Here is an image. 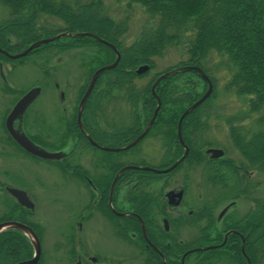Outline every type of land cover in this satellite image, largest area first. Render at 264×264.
<instances>
[{
  "label": "trees",
  "instance_id": "1",
  "mask_svg": "<svg viewBox=\"0 0 264 264\" xmlns=\"http://www.w3.org/2000/svg\"><path fill=\"white\" fill-rule=\"evenodd\" d=\"M113 1L117 4L125 1L129 8L138 7L148 18L130 46L124 43L127 28L123 23L108 16L104 0H73V3L68 0H0V4L8 8L11 13L9 19L0 21V49L14 54V51L20 47L19 41L26 34L32 35L34 37L32 43H36L39 39L37 33L43 31L45 26L52 29L51 37L47 39L54 38L61 33H89L114 46L120 54V61L114 70L98 78L85 104L82 119L84 132L97 142L92 135V115L95 111L128 113L133 115L132 118L139 112L143 113L144 125L135 120V124L130 126L127 132L114 140L123 142L122 147L140 135L151 119L156 108L151 88L161 75L183 67L201 69L211 81L213 89L205 103L191 112L182 122L181 136L190 148V152L181 166L187 167L196 164V152L193 150V145L198 142L197 140H201L200 134L205 132L206 137L209 134V118L205 117V122L202 120L203 109L209 107L216 98L215 81L206 68V63L211 55L224 58L230 73L225 90L238 98L247 99L249 113H260L262 118L259 121V129L253 133L242 125L247 120L245 118L231 117L226 121L231 145L242 162L237 163L228 158V153L224 150V157L219 160L208 162L205 157V178L209 184V191L223 194L216 196L215 208L225 202L236 200L239 195L244 197L255 193L257 185H253L244 172H248V168L264 167V0ZM41 14L60 21L62 27L56 28L46 23L39 25ZM11 38L16 40L14 45L10 43ZM182 45H185L187 49V60L184 63L154 75L145 87H136L135 80L149 76L153 72L155 59H161L168 49ZM91 47L96 48L97 51H85L81 55L91 59L92 64L87 77L85 76V84L79 89L77 102L84 95L91 76L97 70L115 61L114 53L90 38H63L46 46L48 49H53L48 52L54 53H66L84 48L88 50ZM39 49L30 55L37 53ZM140 67H148L149 71L137 76L135 72ZM206 90V84L195 72L191 71L168 77L161 81L155 89V94L160 100V110L145 139L150 135L163 134L168 147L171 150L173 147L176 149L175 157L170 164L182 153L176 137L178 121L188 107L201 99ZM131 121L133 123V120ZM66 129L69 135L62 143H65L69 136L78 135L79 145L82 148L92 149L78 132L75 109L70 121H67ZM206 137L205 149L215 147L216 144L207 140ZM137 148L129 152H135ZM101 153L106 165H98L104 170V176L99 181L100 199L96 208L113 221L119 238H128V234H137L139 223L134 218L117 219L109 213L110 186L121 168L129 165L149 166L142 161L134 164H131V161H118L109 153ZM166 167L162 165L157 169ZM78 174L80 171L76 170L75 175ZM152 177L155 176L143 172L123 173L112 195L113 208L118 210L117 199L120 193L124 192L127 196L126 201L127 199L129 201L127 202L129 208L133 209L135 214L142 219L143 215L139 206L142 197L140 192L150 187L153 183V180H150ZM255 204L256 217L251 220L253 221L252 227L249 215L241 224L239 231L244 237L250 233L251 229L257 233L256 255L250 249L248 238L244 252L251 260V264H264V200L256 199ZM18 210L21 214H28L20 208ZM22 223L27 224L38 236L41 235L38 225L25 221ZM121 224L126 228L122 229L119 226ZM255 224L256 227H254ZM218 253L219 251H215L211 255L216 256ZM32 255L28 241L20 233L7 232L0 236V264H18L29 261ZM236 260V264H246L243 257L237 253ZM38 264H43L42 259Z\"/></svg>",
  "mask_w": 264,
  "mask_h": 264
},
{
  "label": "flooded vegetation",
  "instance_id": "2",
  "mask_svg": "<svg viewBox=\"0 0 264 264\" xmlns=\"http://www.w3.org/2000/svg\"><path fill=\"white\" fill-rule=\"evenodd\" d=\"M5 52L8 53L7 51ZM3 60L8 62L7 64L12 62L0 54V212H4L0 217V224L16 222V218L20 219L18 223H22L24 221L28 222L26 221L27 219L34 217L35 211L33 210V212H29L28 214L18 212L19 206L11 192L21 191L25 193L33 204L34 196H32L31 192H34L33 189L36 190V185H31L26 176L22 177V179L18 178L19 155L24 157L25 161H21L25 163L31 162L32 164L41 160L35 159L21 150L12 134L23 135L40 150L59 155V160L47 163L57 168L62 176H64V173L66 174L67 169L70 171V175L74 177L75 171L73 169L70 170V168L74 164H79V161L85 158L83 155L84 151H82L85 148L79 145L78 135H71L66 139L65 143H62L65 137L69 135L66 124L67 121H70L72 114L70 113L68 116L67 107L63 105L65 103L64 96L58 88H56V93L61 103L60 113H58L59 115L57 114L58 116H54L51 122L38 112L37 119H30L28 113L33 104L27 109L21 119L9 120L12 110L23 95L20 98L17 97L14 88L15 78L13 76L15 69L3 64ZM9 99H13L14 101L11 102ZM79 102L75 105L76 108H78ZM92 116V135L97 141L94 142L97 144L99 142L107 144L114 141L117 137L127 132L129 127L135 124V120H138V123L141 125H144L145 122L144 115L141 112L134 118H132L133 115H129L128 113L99 111H95ZM131 120H133V123ZM202 120L204 121L205 119L203 118ZM40 123H42L44 128L40 126ZM31 125L38 127L35 135H31L32 133L28 131ZM78 132L88 144L85 134L80 132L79 128ZM176 137L182 153L178 159L170 164L175 157V147L172 150L168 147L163 134L159 136L150 135L149 140H152V143L149 144V147L153 148V151L157 150L159 153L151 154L152 161L145 157L138 160L149 166L143 168L163 171L178 162L184 154V149L179 143L177 131ZM200 138L201 140H197L198 142L193 145V150L196 152L195 165L190 167L181 166L190 152V148L182 139L184 146L188 150V154L175 170L166 175L143 172L155 176L152 179L150 178V180H153L150 187L140 192L142 197L139 206L144 219L139 218L134 210L129 208V203H127L129 201L128 199L126 201L127 196H125L124 192H121L119 199H117L118 210L113 208L116 214L122 216L112 214L108 203V211L112 216L117 219L134 218L138 221L139 230L137 234H128V238H119L115 226L107 222L103 218V214L96 208L100 199L101 186L99 181L104 176V170L102 167L99 168L100 166L98 165H106V163L102 158L88 157L86 160L90 165L91 171L79 168L80 174L76 175L74 179H77L80 181L79 183L88 188L91 199V211L93 209L94 211L97 210L102 220L106 223L99 229V236L105 227L112 230V237H114L112 239L114 240L112 241L113 251L109 256H106L100 250H96L95 252L90 251L86 247V244H82L79 240L82 227L90 225L88 222L91 220V217H87L88 212H86L85 215H79L78 222L75 223L76 234L78 235V239L75 242L78 249L70 250L69 252L73 255L71 257L73 264H236V253L243 257L246 264H251V260L246 256L244 248L246 239L248 238L250 249L256 255L257 233L251 229L250 233L244 237L239 228L249 215L251 227L253 225V221L251 220L256 217V199L252 198L254 193H250L244 197L239 195L236 200L225 202L215 208V205H217L215 201L216 196L223 194L209 191V184L205 178V157L208 162L212 161L211 159L213 158L211 154H206L208 149H205V132L200 134ZM143 141L144 139L137 146ZM88 145L92 147L90 144ZM155 158H158V162H154ZM136 162L131 161V164ZM153 164L156 166H153ZM162 165H166L167 167L157 169ZM244 174L251 179V174L248 172H244ZM175 175L177 177H174ZM194 177H198L199 180L196 185L194 184ZM91 178H93L96 185L94 182L89 181ZM177 196H179L178 199ZM247 201L250 203V207L241 216L238 213L241 206L240 203ZM225 210V214L221 216V213ZM18 215L21 216L18 217ZM119 226L122 229L126 228L122 224ZM254 227H256V224ZM40 231V238L36 235L41 242L42 230L40 229ZM210 248L212 249L209 250ZM215 251H219L218 255H211Z\"/></svg>",
  "mask_w": 264,
  "mask_h": 264
},
{
  "label": "rangeland",
  "instance_id": "3",
  "mask_svg": "<svg viewBox=\"0 0 264 264\" xmlns=\"http://www.w3.org/2000/svg\"><path fill=\"white\" fill-rule=\"evenodd\" d=\"M68 2L73 3V0H68ZM104 4L108 16L115 21L123 23L127 28L124 43L126 46H130L139 35L141 28L148 21V18L138 7L129 8L125 1L117 4L113 0H104ZM10 15V10L0 4V21L9 19ZM44 23L53 27L56 26V28L62 27L60 21L41 14L38 24L44 25ZM51 31V28L45 26L43 31L37 33V38L39 39L36 42L51 37ZM33 40L34 37L32 35L26 34L19 41L20 47L14 51V54H20L25 51L26 48L33 44ZM15 41L13 38L10 39L12 45L15 44ZM46 46L22 60L12 61L10 64L3 60L2 63L15 69L13 74L15 78L14 88L18 98L33 88L39 87L42 89V94L29 110L30 119H37L38 112L51 122L54 116L60 113L61 103L56 93V88L60 89L64 96L65 103L63 105L67 107L68 116L70 113H74V109L76 113L75 105L79 89L85 84L92 64L91 59L81 55L85 51L94 52L97 49L91 47L88 50L84 48L66 53H54L48 52L53 49H48ZM186 51L185 45L168 49L161 59H155V69L149 76L135 80L136 87H145L154 75L184 63L187 60ZM206 68L215 81L217 91L216 98L202 112V118H209L210 130L207 137H205L216 144L215 147H212L213 149L226 151L228 158L240 163L242 159L231 145L226 121L231 117L245 118L247 120L242 125L250 133H253L259 129L261 114H250L247 99L238 98L225 90L230 73L224 58H219L215 55L209 56ZM9 100L11 102L14 101L13 99ZM40 126L44 128L42 123H40ZM37 128L31 125L28 131L32 133L31 135H35ZM149 139H145L135 152H129V150L124 153L109 154L116 160L124 162L138 161L144 157L152 161L151 154L159 152L157 150L153 151L154 149L149 147V144L152 143V140ZM98 144H101L99 146L103 148L119 149L122 148L123 142L112 141L107 144L99 142ZM82 151H84L83 155L85 158L81 159L79 164H74L70 170L76 171L79 168H83L91 171L86 159L90 156L94 158L103 157L101 151L95 148L87 147L82 149ZM21 160L25 161L24 157L19 155L18 178L22 179V177L26 176L31 185H36V190L33 189L34 192H31L32 196H34L33 206L35 214L34 217L27 219V221L31 224L39 225L42 230L41 259L43 264H73L71 259L73 255L69 252L70 250L78 249L75 242L78 239L75 223L78 222V216L85 215L86 212H88L87 217H91L88 222L90 225L82 227L79 240L82 244H86L90 251L100 250L106 256L112 254V241H114L112 240L114 238L112 237V230L105 227L99 236V229L106 223L102 220L97 210L94 211L93 209L91 211V199L88 188L79 183L80 181L77 179H74L76 175L72 177L71 173H69L70 171L66 170V174L64 173V176H62L57 168L47 162L38 161L39 163L33 162L31 164V162L25 163ZM154 162H158V158H155ZM153 166L156 165L153 164ZM247 171L251 174V183L257 185V191L252 198L264 200V167L248 168ZM174 177L177 176L175 175ZM89 181L94 182L93 178L89 179ZM194 181L196 185L199 181L198 177H194ZM94 184L96 185L95 182ZM240 205L238 213L243 216L248 211L250 203L248 201L241 202ZM3 213L0 212V217ZM103 218L113 224V221L108 216L103 215ZM16 222H20V219L16 218Z\"/></svg>",
  "mask_w": 264,
  "mask_h": 264
},
{
  "label": "water",
  "instance_id": "4",
  "mask_svg": "<svg viewBox=\"0 0 264 264\" xmlns=\"http://www.w3.org/2000/svg\"><path fill=\"white\" fill-rule=\"evenodd\" d=\"M63 38H68V39L90 38V39L94 40L97 44H100V45L110 49L115 55V61L111 65L97 70L92 75V77L89 81V84L86 88V91H85L84 95L82 96V98L79 102V105L77 108L76 120H77V125H78L80 132L84 133L83 125L81 122V117L83 114V109H84L85 103L88 100L89 96L91 95L98 78L103 73L110 72V71L114 70L120 61V54L114 46L103 41L102 39H99L97 36H95L93 34H89V33H77V34L61 33L54 38L46 39V40L39 41V42L32 44L29 48H27L25 51H23L20 54L9 55L2 50H0V54H2L3 56H5L7 59H9L11 61L20 60V59L27 57L30 53L37 50L41 46L52 44V43L57 42ZM148 70H149L148 67H140L135 72V75L141 76V75L147 73ZM186 71L195 72L200 77V79L206 84L207 91L201 97V99L199 101H197L195 104H193L192 106L188 107L185 110V112L181 115V117L178 121L177 136H178L180 145L184 149V154H183L182 158L178 162H176L173 166H171L170 168H168L167 170H164V171H157V170H152V169H148V168H139V167H127V168L122 169L115 176L114 180L112 181L111 187H110L109 202L108 203H109V209H110L112 214H114L116 216H122V215L116 214L112 208V195H113L114 188L116 186V183H117L119 177L124 172L136 171V172H150V173H153L156 175H166V174L171 173L173 170H175L185 160V158L187 157V154H188V150L184 146L182 138H181L182 122L191 112L195 111L198 107H200L210 97V95L212 93V84H211L210 80L202 72V70L199 68H196V67H194V68L193 67L192 68H182V69L164 74L158 78V80L154 83V85L151 88V94H152L154 100L156 101V108L154 110L153 116H152L151 120L149 121L148 125L146 126V129L143 131V133L135 141H133L131 144H129L123 148L108 149V148L99 147L98 144L95 143L94 141H92L91 138L87 134L85 135V139L87 140V142L92 147H94V148H96L102 152H105V153H121V152H126V151L134 148L147 136V134H148L149 130L151 129V127L155 121V118H156V116L160 110V100L157 97V95L155 94L156 87L164 79H166L168 77H172L177 73H184ZM39 95H40V89L39 88L32 89L28 93H26L19 100V102L16 104V106L12 110V113L10 115L9 120L13 121L15 119H21L24 116L27 109L33 104V102L39 97ZM12 136H13L14 140L17 142V145L19 146V148L22 149L26 154H28L31 157H34V158H37V159H40L43 161H56V160H59V158H60L59 155H57V154H52V153H48V152H45L43 150H40L39 148L34 146L31 142H29L23 135L12 134ZM207 154H211L213 159H220L223 157V152L218 151V150H209L207 152ZM11 193H12L14 199L16 200L17 204L21 208H23L25 210L33 211V204L27 198L25 193H23L21 191H12ZM178 198H179V196H177V199ZM225 212H226V210L221 213V216H223L225 214ZM7 232L21 233L27 239V241L29 242V244L33 250V257L31 260L21 262L18 264H38V262L40 260V256H41V245H40V241H39L38 237L35 235V233L28 226H26L22 223L9 222V223L0 224V235L7 233ZM226 238H227V236L225 237V240H226ZM211 249L212 248H210L209 250H211Z\"/></svg>",
  "mask_w": 264,
  "mask_h": 264
}]
</instances>
